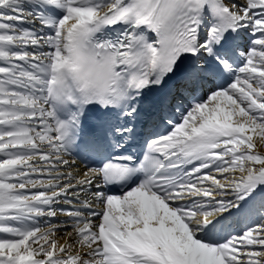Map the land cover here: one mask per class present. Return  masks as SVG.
Returning a JSON list of instances; mask_svg holds the SVG:
<instances>
[{
  "label": "snow or ice",
  "instance_id": "obj_1",
  "mask_svg": "<svg viewBox=\"0 0 264 264\" xmlns=\"http://www.w3.org/2000/svg\"><path fill=\"white\" fill-rule=\"evenodd\" d=\"M0 264H264V0H0Z\"/></svg>",
  "mask_w": 264,
  "mask_h": 264
}]
</instances>
